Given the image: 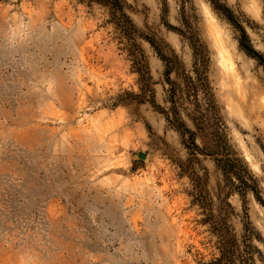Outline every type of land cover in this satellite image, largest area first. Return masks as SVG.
<instances>
[{
	"label": "rangeland",
	"instance_id": "374dc122",
	"mask_svg": "<svg viewBox=\"0 0 264 264\" xmlns=\"http://www.w3.org/2000/svg\"><path fill=\"white\" fill-rule=\"evenodd\" d=\"M121 1L133 34L100 1L0 0V264H224V243L264 264V0ZM193 36L208 122L263 204L195 125ZM147 39L176 57L174 101ZM172 102L199 151L158 109Z\"/></svg>",
	"mask_w": 264,
	"mask_h": 264
},
{
	"label": "trees",
	"instance_id": "16d2710c",
	"mask_svg": "<svg viewBox=\"0 0 264 264\" xmlns=\"http://www.w3.org/2000/svg\"><path fill=\"white\" fill-rule=\"evenodd\" d=\"M108 4L113 12L119 13V23L118 25L123 28L125 31H129V34H133L136 30L125 14L122 12V1L121 0H96ZM183 2V1H182ZM218 9L228 16V18L232 17L231 11L225 7L224 5H219ZM150 46L156 51L157 56L162 60L165 66L164 70V77L165 81L171 86V98L172 101L180 98L177 94V90L174 86L175 83L170 81L169 76L170 74L178 67V62L175 56H167L162 51L158 44L152 40H146ZM191 47L193 52V62H192V71L195 75L194 79L190 77H186L184 80V89L188 95V98H193L195 103V113L198 116L196 119V127L199 130H202L206 133H212L214 135L215 141L210 145L209 154L210 156L214 157L217 166L221 169L225 178L229 181L235 179L239 186H237V191L239 195L243 198L246 191H251L255 198L260 201L261 204L263 202L260 200L258 196V191L256 188V183L253 177L247 172L246 168L241 164L240 160L235 157L234 153L229 149L227 142L221 129L218 125L212 126L209 124L208 120L210 115H215L214 106L212 103L211 95H210V88L209 83L206 76V51L204 47L198 42V40L193 36L191 39ZM199 94L202 95V99L199 101L198 97ZM178 96V97H176ZM182 97V96H181ZM152 104L154 103L153 100L150 101ZM202 102V103H201ZM203 109L201 106H204ZM154 105V104H153ZM172 111L167 112L161 108H158L161 113L164 115V118L168 125L173 128L176 132L180 134L181 137H185L188 135V140L190 144L199 151L198 147L194 144L193 139V132H191L178 116V113L175 109V102H172ZM264 205V204H263ZM230 247H228L227 243L223 244V250L221 253V258L224 259V264H233L234 262L231 261L232 257L230 252ZM247 255L249 253L247 252ZM249 257V256H248ZM250 259V258H248ZM248 259L245 260L243 264H246Z\"/></svg>",
	"mask_w": 264,
	"mask_h": 264
},
{
	"label": "water",
	"instance_id": "95a60500",
	"mask_svg": "<svg viewBox=\"0 0 264 264\" xmlns=\"http://www.w3.org/2000/svg\"><path fill=\"white\" fill-rule=\"evenodd\" d=\"M247 51L251 53L252 55H254L259 61H261V58L257 56L256 54H254L252 51H250L249 49H247ZM139 158H143V155H139Z\"/></svg>",
	"mask_w": 264,
	"mask_h": 264
}]
</instances>
